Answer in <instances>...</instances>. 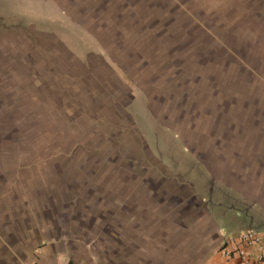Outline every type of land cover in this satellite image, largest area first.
<instances>
[{"label": "rangeland", "instance_id": "obj_1", "mask_svg": "<svg viewBox=\"0 0 264 264\" xmlns=\"http://www.w3.org/2000/svg\"><path fill=\"white\" fill-rule=\"evenodd\" d=\"M238 212L263 227L264 0H0V264H215Z\"/></svg>", "mask_w": 264, "mask_h": 264}, {"label": "crops", "instance_id": "obj_2", "mask_svg": "<svg viewBox=\"0 0 264 264\" xmlns=\"http://www.w3.org/2000/svg\"><path fill=\"white\" fill-rule=\"evenodd\" d=\"M241 213L242 212L237 213L238 218L240 219L239 220L240 224L239 223L222 224L220 226V228H221V232H220L221 246L229 236H235V235L240 234L241 232L247 230V229H244L245 224H243V222L245 221L244 217L246 216V218H247V215H245L243 213L241 214ZM260 230L264 232V225H263V227H261ZM84 245L85 244L82 243L80 246V252L79 253L82 257L85 256V254L86 255L92 254L91 252H89L88 248L85 247ZM263 248H264L263 246L254 247L250 250V252H251L252 256L255 258L263 250ZM220 255L217 256V260H215V264H240L237 259H227L222 255V253ZM77 257H78L77 254H75L72 251L66 250V248L64 246L60 247L59 242H53V243H49L47 246H45L29 262L33 261V263H31V264H69L70 262L75 260V261H73L74 263L72 262V264H80V263L84 264L82 262V260H84V257L83 258L78 257L79 258L78 260H77ZM86 259L88 260V262L85 264H97L94 262L95 260L93 258V255H91L90 257H86ZM25 262H27V261H25ZM78 262H80V263H78ZM24 264H30V263H24Z\"/></svg>", "mask_w": 264, "mask_h": 264}, {"label": "built area", "instance_id": "obj_3", "mask_svg": "<svg viewBox=\"0 0 264 264\" xmlns=\"http://www.w3.org/2000/svg\"><path fill=\"white\" fill-rule=\"evenodd\" d=\"M264 247V232L248 229L235 236H229L221 246V253L227 259H237L240 264H264V248L254 258L250 250Z\"/></svg>", "mask_w": 264, "mask_h": 264}, {"label": "trees", "instance_id": "obj_4", "mask_svg": "<svg viewBox=\"0 0 264 264\" xmlns=\"http://www.w3.org/2000/svg\"><path fill=\"white\" fill-rule=\"evenodd\" d=\"M69 264H72V262H70Z\"/></svg>", "mask_w": 264, "mask_h": 264}]
</instances>
